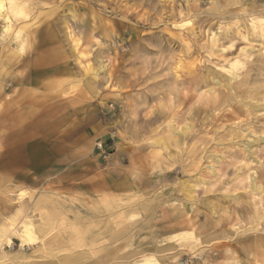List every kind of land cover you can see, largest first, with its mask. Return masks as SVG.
<instances>
[{
	"label": "rangeland",
	"instance_id": "374dc122",
	"mask_svg": "<svg viewBox=\"0 0 264 264\" xmlns=\"http://www.w3.org/2000/svg\"><path fill=\"white\" fill-rule=\"evenodd\" d=\"M10 2L0 264H264V0Z\"/></svg>",
	"mask_w": 264,
	"mask_h": 264
},
{
	"label": "bare ground",
	"instance_id": "6f19581e",
	"mask_svg": "<svg viewBox=\"0 0 264 264\" xmlns=\"http://www.w3.org/2000/svg\"><path fill=\"white\" fill-rule=\"evenodd\" d=\"M14 13V8L11 6V2L9 1V4L8 3H6V1L5 0H0V16L3 18V20L4 21H7L9 24H10V20H11V16H12V14ZM252 22H253V20H252ZM263 22L261 21V20H259V21H257L256 20V22L255 23H252V27H253V31H257V29L258 30H260V35H257L256 33H253V35H254V37L255 38H261L262 37V32L261 31H263V29H262V26H263ZM258 26V27H257ZM246 27V26H245ZM226 35V34H225ZM264 35V34H263ZM223 36V35H222ZM251 36V35H250ZM245 38V37H244ZM253 39V38H252ZM255 40V39H254ZM246 52V51H245ZM234 62V61H233ZM239 67H241V64L239 63V61H235L234 63H232L230 66H229V75H230V81L231 82H234L237 78H238V76L236 77V75L234 74V71L235 70H237V68H239ZM102 68V67H101ZM94 72V71H93ZM237 81H238V79H237ZM239 82V81H238ZM245 91V90H244ZM247 94V93H246ZM246 96V95H245ZM262 97V96H261ZM260 98V97H259ZM264 98V97H263ZM236 100H237V98H236ZM242 102V101H241ZM241 104V103H240ZM264 106V105H263ZM260 107V106H259ZM229 108V107H228ZM243 108H245V106L243 107ZM216 113V112H215ZM169 124V123H168ZM184 130H186V129H184ZM173 132H174V130H173ZM176 132V131H175ZM187 132V131H186ZM179 133H181V131H179ZM183 133V135L185 134V132H182ZM170 134H172V133H170ZM177 134V133H176ZM175 137H177V136H175ZM182 137V136H181ZM178 138V137H177ZM166 139V138H165ZM175 141H177L178 142V140H175ZM183 141V140H182ZM177 142H176V144H177ZM174 143V142H173ZM173 143H172V145H173ZM179 143V142H178ZM252 145V144H251ZM168 146V145H167ZM175 146V145H174ZM180 148V147H179ZM180 152V151H179ZM187 154V153H186ZM196 155V154H195ZM189 156V155H188ZM200 178V177H199ZM188 186V185H187ZM181 189V188H180ZM193 189V188H192ZM181 192V191H180ZM193 198V197H192ZM176 200V199H175ZM143 203H145V202H143ZM139 204V203H138ZM142 204V203H141ZM147 204V203H146ZM140 205V204H139ZM144 205V204H143ZM141 206V205H140ZM151 205H149L148 204V206H147V208L148 207H150ZM135 207V206H134ZM142 207V206H141ZM144 207V206H143ZM145 207H146V205H145ZM145 210H147L146 208H144ZM143 208H142V211L144 210ZM145 212V211H144ZM146 213H147V211H146ZM24 227V226H23ZM33 231V230H32ZM23 233H24V235H25V239H23L22 240V242L23 243H25V242H31L32 240H33V238L31 237L33 234H31V231L29 230V226H27V225H25V227H24V229H23V231H22ZM209 235H212V234H209ZM34 236V235H33ZM181 237L182 238H187V239H192V238H195V240H197L198 239V244H197V248H200V245H205V243H207V241H208V236H201V237H199L198 236V238L195 236V234H193L192 232H185V231H183L182 232V234H181ZM175 240V239H174ZM181 240V239H180ZM184 240V239H183ZM183 240H181V241H183ZM193 240V239H192ZM1 242V241H0ZM21 242V243H22ZM200 244V245H199ZM196 247H194V249H192V250H194L195 251V248ZM199 251V250H198ZM191 252V251H190ZM219 253V252H218ZM195 254V253H194ZM158 256V255H157ZM170 258H173V257H170ZM250 258V257H249ZM169 260V259H168ZM171 261V260H170ZM141 264H156L155 263V261L153 260V257L152 256H149V257H144L143 259H142V262H141Z\"/></svg>",
	"mask_w": 264,
	"mask_h": 264
},
{
	"label": "crops",
	"instance_id": "0c3cea01",
	"mask_svg": "<svg viewBox=\"0 0 264 264\" xmlns=\"http://www.w3.org/2000/svg\"><path fill=\"white\" fill-rule=\"evenodd\" d=\"M6 1V0H5ZM8 1V0H7ZM11 1V0H10ZM9 4V3H8Z\"/></svg>",
	"mask_w": 264,
	"mask_h": 264
},
{
	"label": "built area",
	"instance_id": "2783aa9c",
	"mask_svg": "<svg viewBox=\"0 0 264 264\" xmlns=\"http://www.w3.org/2000/svg\"><path fill=\"white\" fill-rule=\"evenodd\" d=\"M101 147V146H100Z\"/></svg>",
	"mask_w": 264,
	"mask_h": 264
}]
</instances>
